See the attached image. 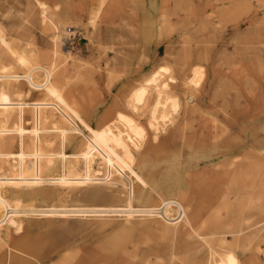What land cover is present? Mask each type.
Segmentation results:
<instances>
[{"label":"rangeland","instance_id":"obj_1","mask_svg":"<svg viewBox=\"0 0 264 264\" xmlns=\"http://www.w3.org/2000/svg\"><path fill=\"white\" fill-rule=\"evenodd\" d=\"M40 4L57 30L43 22ZM0 32L36 65L54 64L58 85L93 126L123 112L147 129L134 149V166L147 185L117 175L65 196L67 189L45 183L11 187V197L40 207L115 206L128 203L131 187L142 206L192 199L186 213L193 220L183 217L173 229L151 217L32 215L23 218L20 232L3 229L0 264H205L202 240L224 233L247 264H264V0H0ZM52 32L59 34L58 46ZM1 46L3 65L25 73ZM197 67L202 75L193 85ZM157 70L179 105L159 133L147 120L152 105L136 113L126 104ZM12 81L15 98H46L27 79ZM32 116L27 111L28 127ZM75 139L67 152L80 149L83 136ZM240 145L242 152L222 154ZM241 159L246 165L237 167ZM256 176L257 192L251 189ZM193 227L210 235L200 240ZM241 227L248 228L244 237L231 233Z\"/></svg>","mask_w":264,"mask_h":264},{"label":"bare ground","instance_id":"obj_2","mask_svg":"<svg viewBox=\"0 0 264 264\" xmlns=\"http://www.w3.org/2000/svg\"><path fill=\"white\" fill-rule=\"evenodd\" d=\"M41 7H44L43 11H41L44 16L42 17L43 22L47 28L50 30L54 26L58 28L54 23V17L48 14L46 6L41 5ZM52 33H54L53 40L58 46L59 34ZM1 45L10 51V55L17 57L16 65L17 63L23 65V67L27 68V71L23 74L13 72V68L3 65L0 58V239L4 228H14L20 232L24 228L23 218L31 217L32 215L43 217L120 215L124 216L127 221L136 217H151L173 229L182 217H186V220L190 223L192 219L187 215L186 210H189L191 206L189 201H192V199L187 200L184 197L181 200L164 198L160 204L142 206L135 203L131 187H128L131 190L128 203L115 206L65 205L61 207H40L34 206L35 204L25 205L18 198L11 197V187H38L45 183L67 189L63 193V196H65L69 193L78 192V189L83 186L110 183V180L114 181L117 175L127 176L142 186L147 185L146 179L134 166L136 157L134 149H139L146 139L147 129L137 120L138 118L136 119L123 112H118L116 119L112 122L105 123L100 127L93 126L84 118L76 104L67 97L63 87L58 85L55 77L56 68L53 63L48 69L36 65L27 55L18 54L2 32H0ZM55 52H58V47ZM40 70L45 71L44 76L37 72ZM159 72L160 70L154 72L144 84L140 87L138 86L134 92L132 91L133 93L128 103L125 101L126 104L132 107V111L136 113L142 110L141 107L143 105L145 106L147 103L148 106L152 105L149 109L150 117L147 120H149V127L155 130L156 133H159L161 126L164 127L171 120L169 118V110H177V106H179L176 96L169 92V81L160 82ZM201 75L202 70L198 67L195 68L189 80L190 84H200ZM23 78L29 81L33 89L43 91L46 94V98L33 101H26L22 99L23 97L15 98L13 91L16 88L12 80H21ZM151 89L154 91L152 94ZM15 93L18 96L22 95L17 90ZM152 97L153 103L150 100ZM29 110L33 111L34 116V124L31 127H28V125L32 121L27 119V111ZM78 135L83 136L80 149L73 153L67 152L68 145H73ZM16 138L18 150L12 151L10 147L12 148L15 145ZM153 139L155 138L153 137ZM57 140L60 145L59 151L54 150ZM242 146H237L238 149L223 148L222 154L231 155L235 151L239 152V150L242 152ZM254 155H256V161H258L260 154L256 152ZM244 165L246 164L241 159L237 167ZM104 167L107 169V173L105 176H101L104 174L102 172ZM53 172L55 175H53ZM254 180L256 184L251 189L257 192L259 185L258 176ZM34 194L36 195L35 192L30 193V195ZM175 208L178 213L181 211L183 216L179 214L178 216L175 215V217L173 216L174 214H170L171 210ZM193 229L200 240L210 235V232L206 233L205 231L197 230L195 227ZM247 229L241 227L236 231H231V233H240L244 237ZM251 232L257 233V229ZM222 235V238L215 239V241L212 237L202 240L201 246H208V255L204 258L206 260L205 264H247L246 260L240 258L239 253L233 248V242L227 241L225 233Z\"/></svg>","mask_w":264,"mask_h":264},{"label":"built area","instance_id":"obj_3","mask_svg":"<svg viewBox=\"0 0 264 264\" xmlns=\"http://www.w3.org/2000/svg\"><path fill=\"white\" fill-rule=\"evenodd\" d=\"M161 207H162V206H161ZM179 214L182 215V214H181V211H180L179 213H178V211H177L176 216H178ZM182 216H183V215H182ZM182 218H183V217H182Z\"/></svg>","mask_w":264,"mask_h":264}]
</instances>
